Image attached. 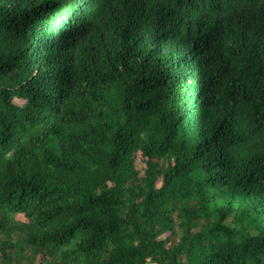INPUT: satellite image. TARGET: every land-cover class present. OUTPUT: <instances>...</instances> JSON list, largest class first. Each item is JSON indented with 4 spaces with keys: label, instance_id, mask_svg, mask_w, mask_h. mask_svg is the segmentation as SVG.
<instances>
[{
    "label": "trees",
    "instance_id": "1",
    "mask_svg": "<svg viewBox=\"0 0 264 264\" xmlns=\"http://www.w3.org/2000/svg\"><path fill=\"white\" fill-rule=\"evenodd\" d=\"M0 264H264V0H0Z\"/></svg>",
    "mask_w": 264,
    "mask_h": 264
},
{
    "label": "bare ground",
    "instance_id": "2",
    "mask_svg": "<svg viewBox=\"0 0 264 264\" xmlns=\"http://www.w3.org/2000/svg\"><path fill=\"white\" fill-rule=\"evenodd\" d=\"M10 1V0H9ZM1 5H2V3H1ZM5 5V4H4ZM49 5V4H48ZM44 9V8H43ZM26 12V11H25ZM49 12V11H48ZM47 12V13H48ZM37 14V13H36ZM253 16V15H252ZM30 18V17H29ZM2 20V19H1ZM8 20V19H7ZM262 20V19H261ZM29 21V20H28ZM46 21V20H45ZM42 22V21H41ZM47 22V21H46ZM52 23V22H51ZM2 24V23H1ZM39 24V23H38ZM46 24V23H45ZM58 24V23H57ZM5 25V24H4ZM12 25V24H11ZM259 25H260V23H259ZM3 26V25H2ZM13 28V27H12ZM33 28V27H32ZM45 29V28H44ZM48 32V31H47ZM14 33V32H13ZM50 33V32H49ZM12 34V33H11ZM42 34V33H41ZM56 34V33H55ZM51 36V35H50ZM41 37H43V36H41ZM40 37V38H41ZM53 38V37H52ZM45 43V42H44ZM28 44V43H27ZM60 46V45H59ZM25 48V47H24ZM30 48V47H29ZM60 48V47H59ZM30 51V50H29ZM52 51V50H51ZM48 53V52H47ZM73 53V52H72ZM4 56V55H3ZM40 56V55H39ZM67 56V55H66ZM35 57V56H34ZM63 57V56H62ZM54 61V60H53ZM66 61V60H65ZM71 62V61H70ZM57 63V62H56ZM62 63V62H61ZM40 64V63H39ZM43 64V63H42ZM41 64V65H42ZM21 65V64H20ZM17 66V65H16ZM33 66V65H32ZM25 67V66H24ZM64 67V66H63ZM59 68V67H58ZM61 69V68H60ZM27 73V72H26ZM26 75V74H25ZM59 75V74H58ZM29 76V75H28ZM36 80V79H35ZM67 80V79H66ZM65 85V84H64ZM85 99V98H84ZM75 101V100H74ZM69 103V102H68ZM70 113V112H69ZM19 114V113H18ZM80 114V113H79ZM86 116V115H85ZM31 117V116H30ZM28 118V117H27ZM34 119V118H33ZM75 120V119H74ZM20 121V120H19ZM23 122V121H22ZM32 122V121H31ZM82 122V121H81ZM20 123V122H19ZM40 149V148H39ZM39 149H37V150H39ZM39 152V151H38ZM234 220H236V219H234Z\"/></svg>",
    "mask_w": 264,
    "mask_h": 264
},
{
    "label": "rangeland",
    "instance_id": "3",
    "mask_svg": "<svg viewBox=\"0 0 264 264\" xmlns=\"http://www.w3.org/2000/svg\"><path fill=\"white\" fill-rule=\"evenodd\" d=\"M16 103L17 104H21V101L20 100H16ZM140 166H143V164L142 163H140ZM19 221H21V222H27V219H25L22 215H20L18 218H17Z\"/></svg>",
    "mask_w": 264,
    "mask_h": 264
}]
</instances>
